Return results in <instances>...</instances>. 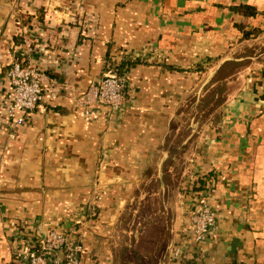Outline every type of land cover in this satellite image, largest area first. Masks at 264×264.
<instances>
[{
  "label": "crops",
  "instance_id": "0c3cea01",
  "mask_svg": "<svg viewBox=\"0 0 264 264\" xmlns=\"http://www.w3.org/2000/svg\"><path fill=\"white\" fill-rule=\"evenodd\" d=\"M254 28L264 30V0H0V264H27L20 253L50 229L82 243L79 264H110L111 227L168 153L172 117L196 87L201 70L188 68ZM18 54L45 73L43 95L10 114ZM112 70L122 107L98 104L87 118L75 99ZM239 83L186 156L188 186L209 184L216 224L184 264H264V61Z\"/></svg>",
  "mask_w": 264,
  "mask_h": 264
},
{
  "label": "rangeland",
  "instance_id": "374dc122",
  "mask_svg": "<svg viewBox=\"0 0 264 264\" xmlns=\"http://www.w3.org/2000/svg\"><path fill=\"white\" fill-rule=\"evenodd\" d=\"M237 42L224 55L188 68L201 70L197 72L196 87L172 117L164 142L168 153H161L153 177L139 184L135 198L111 227L110 264H184L186 258L182 254H191L194 247L203 244V239H189L184 217L195 209L203 195L214 209L215 206L209 184L207 192L198 189L193 193L195 190L188 186L189 179L195 178L193 174L187 178L185 160L187 153H196L200 140L218 127L224 102L239 86L242 74L264 61L263 29L248 38L241 36ZM215 224L216 221L214 227Z\"/></svg>",
  "mask_w": 264,
  "mask_h": 264
},
{
  "label": "built area",
  "instance_id": "2783aa9c",
  "mask_svg": "<svg viewBox=\"0 0 264 264\" xmlns=\"http://www.w3.org/2000/svg\"><path fill=\"white\" fill-rule=\"evenodd\" d=\"M10 88L6 93L10 114L19 109H32L42 99L45 73L30 64H24L18 54L7 68ZM125 80L117 71L105 73L99 80L91 81L84 93L75 99V106L87 118L94 117L96 105H107L111 111L119 110L125 97ZM205 192V191H204ZM215 209L203 195L190 213L189 239L200 241L214 227ZM82 243L73 240L62 230L50 229L38 246L27 248L21 256L27 264H79Z\"/></svg>",
  "mask_w": 264,
  "mask_h": 264
},
{
  "label": "trees",
  "instance_id": "16d2710c",
  "mask_svg": "<svg viewBox=\"0 0 264 264\" xmlns=\"http://www.w3.org/2000/svg\"><path fill=\"white\" fill-rule=\"evenodd\" d=\"M235 8L238 11H240L241 13H243L244 15H254L257 12L256 7L252 4H249V3H239L235 6ZM257 31H260V29H258V28L245 29V30H243L242 37L248 38L251 35L256 34ZM191 186L195 190V191H193V193H195L198 189H200V184H196L195 182H193Z\"/></svg>",
  "mask_w": 264,
  "mask_h": 264
}]
</instances>
